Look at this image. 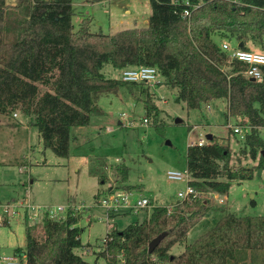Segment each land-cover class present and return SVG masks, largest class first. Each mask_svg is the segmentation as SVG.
Here are the masks:
<instances>
[{"label":"trees","instance_id":"1","mask_svg":"<svg viewBox=\"0 0 264 264\" xmlns=\"http://www.w3.org/2000/svg\"><path fill=\"white\" fill-rule=\"evenodd\" d=\"M189 1L195 7L182 16V0H149L146 25L104 33L91 31V16L74 28L72 0H0V118L14 119L19 113L36 127L44 148L67 157L74 128L88 125L90 115L99 113L96 101L102 94L138 89L143 119L163 133L148 83L101 72L105 65L119 71L153 66L158 82L162 78L173 88L187 109L224 99L226 117L239 118L237 124L248 128L241 142L255 159L264 150L258 134L264 127V66L259 79L249 80L242 72L246 64L230 58L221 44L248 49L247 41L264 37V0ZM185 157L189 184L221 195L232 180L251 178L254 171L230 166L228 144L214 135L202 145L188 144ZM123 165L116 169L125 180ZM255 167H264V156ZM166 204L152 205L140 222L121 229L111 225L96 257H104L105 264H247L251 259L264 264V215L226 212L182 251L171 254V247L183 244L212 205L210 198L189 197L173 201L168 212ZM79 219L80 211L69 210L59 220L43 215L38 223H26L25 246L13 252L24 254L26 264H95L73 251L81 245ZM162 232L163 238L148 252V243Z\"/></svg>","mask_w":264,"mask_h":264},{"label":"rangeland","instance_id":"2","mask_svg":"<svg viewBox=\"0 0 264 264\" xmlns=\"http://www.w3.org/2000/svg\"><path fill=\"white\" fill-rule=\"evenodd\" d=\"M17 1L6 0L7 4ZM72 6L74 28L83 17L91 16V31L104 33L144 26L150 13L149 0H72ZM246 43L249 50L264 52V37ZM101 72L120 77V71L110 65ZM159 80L149 90L160 109L158 119L164 122L163 133L150 120L143 123L144 108L138 89L104 93L96 101L99 113L90 115L88 125L74 128L75 139L67 157L44 148L36 127L27 125L19 113L14 119L1 117L0 202L29 194L32 201L41 204L83 207L77 222L82 229L81 245L73 251L89 263L105 264L104 257H96V253L104 247L108 228L113 225L121 229L132 221L140 222L151 207L136 212L121 210L106 219L107 212L98 203L102 193L109 189L128 190L145 195L153 204L173 203L185 183L169 179L167 170L185 169L187 145L211 133L228 144L229 165L253 168L252 177L232 180L227 194L221 196L222 203L203 193L201 197L210 198L212 208L190 229L183 244H174L170 253L182 251L184 244L212 228L226 212L264 215V167H255L264 150L260 149L251 159L241 139L227 126L239 123V118L226 117V101L216 99L208 103L209 107L187 109L184 101H176L175 90L163 84L162 78ZM176 117L181 121L175 123ZM258 134L264 140V127L259 128ZM123 164L127 171L125 180L116 169ZM25 226L26 222L17 218L0 224V254H12L14 248L25 246ZM246 262L260 264L258 259Z\"/></svg>","mask_w":264,"mask_h":264},{"label":"built area","instance_id":"3","mask_svg":"<svg viewBox=\"0 0 264 264\" xmlns=\"http://www.w3.org/2000/svg\"><path fill=\"white\" fill-rule=\"evenodd\" d=\"M173 2H178V0H173ZM184 7L182 9L181 15L188 16L190 13V7H195L189 0H182ZM222 48L228 52L230 58H234L246 64L243 74L246 77H253L259 79L262 76V66H264V52L251 51L249 49H243L233 47L230 43L224 41L222 42ZM120 78L125 81H135V82H145L150 86H154L158 82V73L153 66H138V67H126L120 71ZM208 107V105H207ZM16 116V113L13 114ZM143 123H147L144 118ZM228 128L236 134L239 139H243L245 136V126L239 124H227ZM244 128V129H243ZM207 141L206 134L200 136L196 141H193L197 145H202ZM190 142V143H193ZM189 143V144H190ZM166 176L169 179L181 180L185 183V188L177 192V200L187 199L189 197H201L203 193L209 197L217 198L219 203L224 201L222 195L214 192L212 190L199 189L193 185L189 184V173L187 169L167 170ZM98 203L106 210V219L109 216L115 215L118 211H133L136 212L139 209L145 207H151L154 205L151 203L149 198L144 195L134 194L128 190H112L109 189L104 192L98 199ZM173 203L166 204L168 212L171 211ZM83 207H76L70 205H49L41 204L32 201L29 195L24 196L20 199H11L9 201L0 202V224L3 222V218L6 216L8 222L11 218H17L26 222L28 224H35L41 221L43 215H46L52 220H59L64 218L66 213L71 210L73 214L77 211L79 212ZM0 264H26L25 255H19L16 253L12 254H0Z\"/></svg>","mask_w":264,"mask_h":264},{"label":"water","instance_id":"4","mask_svg":"<svg viewBox=\"0 0 264 264\" xmlns=\"http://www.w3.org/2000/svg\"><path fill=\"white\" fill-rule=\"evenodd\" d=\"M249 80H255V78L250 77ZM178 100H179V98L177 97V98H176V101H178ZM180 121H181V119L178 118V117H176V118L174 119V122H175V123H178V122H180ZM211 138H212V134H211V133L206 134V139H207V140H210ZM167 143H169V142L167 141ZM164 235H165V233L162 232L161 234L155 236V237H154V238L148 243V252H151V251L156 247V245L160 242V240L163 238Z\"/></svg>","mask_w":264,"mask_h":264},{"label":"crops","instance_id":"5","mask_svg":"<svg viewBox=\"0 0 264 264\" xmlns=\"http://www.w3.org/2000/svg\"><path fill=\"white\" fill-rule=\"evenodd\" d=\"M159 88V87H158ZM208 107H209V105H208ZM25 121V120H24ZM195 128V127H194ZM206 134H208V133H206ZM27 195H29V194H26V195H24V196H27ZM24 196H22L21 198H23ZM11 199H13V198H11ZM17 199V198H16ZM20 199V198H19ZM190 231V230H189Z\"/></svg>","mask_w":264,"mask_h":264}]
</instances>
